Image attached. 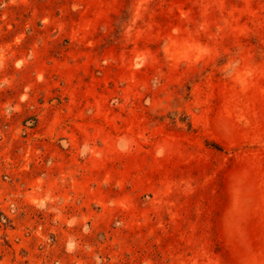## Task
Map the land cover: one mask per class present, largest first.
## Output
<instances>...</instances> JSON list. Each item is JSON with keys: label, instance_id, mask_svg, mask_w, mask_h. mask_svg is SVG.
<instances>
[{"label": "rangeland", "instance_id": "1", "mask_svg": "<svg viewBox=\"0 0 264 264\" xmlns=\"http://www.w3.org/2000/svg\"><path fill=\"white\" fill-rule=\"evenodd\" d=\"M0 264H264V0H0Z\"/></svg>", "mask_w": 264, "mask_h": 264}]
</instances>
